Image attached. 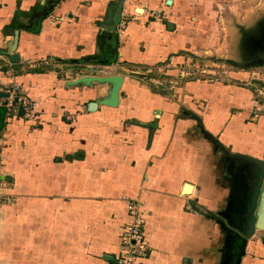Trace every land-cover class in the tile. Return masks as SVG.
Segmentation results:
<instances>
[{"label":"crops","instance_id":"1","mask_svg":"<svg viewBox=\"0 0 264 264\" xmlns=\"http://www.w3.org/2000/svg\"><path fill=\"white\" fill-rule=\"evenodd\" d=\"M249 4L264 0H0V80L41 114L5 123L0 110V264H114L128 202L143 216L144 264H264V231L248 236L257 196L264 214V68L208 56L179 81L211 52L210 5ZM169 63L159 85L132 76ZM111 77L115 106L114 84L99 82Z\"/></svg>","mask_w":264,"mask_h":264},{"label":"built area","instance_id":"2","mask_svg":"<svg viewBox=\"0 0 264 264\" xmlns=\"http://www.w3.org/2000/svg\"><path fill=\"white\" fill-rule=\"evenodd\" d=\"M153 19L161 20L159 15L153 16ZM128 20L125 14H122L121 21L117 27L116 33L118 37H121L127 28ZM180 74V82L187 79L196 77L199 73H203L206 68L204 65H200L196 60H189ZM171 65H165L155 68H141L138 71L133 70L132 76L137 80H146L154 85H159L160 78H156V75L166 76V70L171 69ZM5 75L11 76L12 72L5 71ZM179 82H165L160 86H166L169 89H173ZM0 93L8 94V98H0V109L5 111V123H8L12 118L18 116L19 111L22 110V118L28 123H38L41 119L39 112V104L36 100L31 98L23 90V86L18 82H11L10 84H4L0 80ZM1 165V160H0ZM5 180L0 171V191L3 189ZM10 198L0 195V204L9 202ZM127 208L132 218V221L128 223L124 230L121 232L120 245L121 255L117 257V264H144L151 256V247L148 243L147 237L144 233L143 216L139 211L138 205L133 202L127 203Z\"/></svg>","mask_w":264,"mask_h":264},{"label":"rangeland","instance_id":"3","mask_svg":"<svg viewBox=\"0 0 264 264\" xmlns=\"http://www.w3.org/2000/svg\"><path fill=\"white\" fill-rule=\"evenodd\" d=\"M210 11L213 14L210 15L211 34L215 37L210 43L211 52L209 54L197 53L196 55L197 57H195L194 59L197 62H199L201 65L202 64L201 60L207 61L206 59L203 58L210 57V59H212L217 56L222 57L223 55L229 56L231 54L229 60H231L232 62L236 63L239 66L244 65L246 66L245 68H253L250 65L259 62L263 55L261 54L262 53L261 51L264 46V4L263 5L249 4L236 8L232 6L231 9L224 8V11L222 8H219L216 5L213 6L212 8L210 5ZM235 17L237 19H235ZM232 19H235V21L233 22ZM234 23L236 27L242 28L243 30L242 45L240 49V52L242 53L241 63L237 62L239 60V58L237 57L238 54H236V52L232 53L231 51H229L231 50L229 44L231 46L234 40L233 32H237V29L235 30ZM234 55L235 57H233ZM209 63L211 64V66H213L211 62ZM218 67H221V65L220 66L216 65L215 67H213L215 68L213 70L218 69ZM263 68L264 66H257L254 67L253 69H263ZM207 79L211 80L212 74H210V76ZM160 88L165 90V92L167 93H169L171 90L166 86H160ZM172 90L174 91V88ZM260 94L261 95L259 96L264 97L262 93Z\"/></svg>","mask_w":264,"mask_h":264},{"label":"water","instance_id":"4","mask_svg":"<svg viewBox=\"0 0 264 264\" xmlns=\"http://www.w3.org/2000/svg\"><path fill=\"white\" fill-rule=\"evenodd\" d=\"M18 39V37H17ZM11 61L12 62H17L18 61V57L16 55L11 56ZM264 65V63L259 64V66ZM237 68H241V69H246L245 67H241V66H235ZM99 82H112L114 84V89H113V93H112V99L109 103V105L111 106H115L117 104V100H118V93L119 90L121 88V84H122V78L121 77H111L108 79H99ZM8 98L9 95L8 94H4V93H0V98ZM91 108H97L96 104H92ZM19 115L22 116V110L19 111ZM261 167H262V176H261V181H260V185H259V191L261 189L263 180H264V163L263 162H257ZM258 198L259 196L256 197V200L254 201V207L252 209V212L250 213V217H251V223L249 226V232H248V236L251 237L255 231L257 230H262L264 231V214H257L256 215V211H257V202H258ZM111 260V258H110ZM241 262V257H238L236 260L235 264H240ZM114 264H117L114 263Z\"/></svg>","mask_w":264,"mask_h":264},{"label":"flooded vegetation","instance_id":"5","mask_svg":"<svg viewBox=\"0 0 264 264\" xmlns=\"http://www.w3.org/2000/svg\"><path fill=\"white\" fill-rule=\"evenodd\" d=\"M262 53L261 54H263L262 55V58H261V60L259 61V62H257V63H255V64H253V65H250L251 67H257V66H259V64H262V63H264V46H263V48H262V51H261ZM243 64V63H242ZM262 66H264V65H262ZM241 67H246V66H244V65H241ZM249 67V66H248Z\"/></svg>","mask_w":264,"mask_h":264},{"label":"trees","instance_id":"6","mask_svg":"<svg viewBox=\"0 0 264 264\" xmlns=\"http://www.w3.org/2000/svg\"><path fill=\"white\" fill-rule=\"evenodd\" d=\"M3 114V119H5V111L3 109H0ZM3 122L0 124V129L3 127Z\"/></svg>","mask_w":264,"mask_h":264}]
</instances>
